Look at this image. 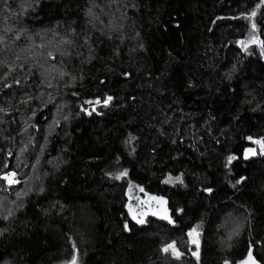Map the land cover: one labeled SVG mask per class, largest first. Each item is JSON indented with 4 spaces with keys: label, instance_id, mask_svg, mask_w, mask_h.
<instances>
[{
    "label": "trees",
    "instance_id": "obj_1",
    "mask_svg": "<svg viewBox=\"0 0 264 264\" xmlns=\"http://www.w3.org/2000/svg\"><path fill=\"white\" fill-rule=\"evenodd\" d=\"M261 41L264 0H0V264L264 263Z\"/></svg>",
    "mask_w": 264,
    "mask_h": 264
},
{
    "label": "rangeland",
    "instance_id": "obj_2",
    "mask_svg": "<svg viewBox=\"0 0 264 264\" xmlns=\"http://www.w3.org/2000/svg\"><path fill=\"white\" fill-rule=\"evenodd\" d=\"M254 40H256V36L252 33V34L249 35V39L244 40L242 44L245 45L246 43L253 42ZM239 42L241 44L242 41L239 39ZM258 141L259 140H257V142ZM259 142H261V141H259ZM257 144L260 146V150L263 151V147H262L261 143H257ZM251 150L255 151L256 149L255 148H251ZM257 150H258V147H257ZM11 173H15L14 170L10 169V170L2 173V174L5 177V176H9V174H11ZM16 178H17L16 175L14 177H12V179L14 181H16ZM31 184L33 186V181H31ZM16 197L18 198V195ZM7 199H8V196H7ZM141 199H142V202L144 203L143 205L147 204V206H148L147 210L146 211L142 210L140 215H136L135 213H131L134 218H136V219L144 218L145 216L148 215V213H154V214H156L158 216H166V214L168 212L167 204H166V198L164 196H162V195H157V194H150V195H146V197H136L135 199H131L130 202H129V205H128L129 206V211L135 210L137 206H142V205L139 204ZM189 233H192L191 236L189 235L190 242H192L193 239H196L199 242V235H198V232L195 229H190L188 231V234ZM192 244H193V242H192ZM169 245H174V244L172 242H169L167 244V247H169ZM174 248H175V252L176 253L180 252L175 245H174ZM169 249H171V251L173 252L172 248H169ZM191 252H192V254L193 253H197L198 254L197 245L196 244L194 246V249H191ZM249 253H251V259L249 258ZM74 259L75 258L70 257L63 264H72L74 262ZM253 261H254V264H264V263L258 261L254 257V255L252 253V250L250 248L248 253L246 254V256L243 259H240V260L236 261L235 264H253Z\"/></svg>",
    "mask_w": 264,
    "mask_h": 264
},
{
    "label": "snow or ice",
    "instance_id": "obj_3",
    "mask_svg": "<svg viewBox=\"0 0 264 264\" xmlns=\"http://www.w3.org/2000/svg\"><path fill=\"white\" fill-rule=\"evenodd\" d=\"M251 15H252V16H255L256 13L253 12ZM252 27H253V29H255L256 25L253 24ZM241 43H243V42H241ZM260 43H261L262 48H264V41H261ZM111 99H112L111 97H108L107 100L105 101V103H107V102L110 101ZM97 103H99V101H97ZM257 143H262V146H264V142H259V141H258ZM250 151H252V150H250ZM254 154H255V153L253 152V155H254ZM232 159H234V157H229V162H231ZM14 176H15V173H11V174H9V176H5L4 179L7 180L9 184H11V183H15V181L12 179V177H14ZM165 218H167V217H165ZM141 222H142V221H141ZM189 235L191 236L192 233H189ZM192 242H193V244H196L197 247H198V243H199L198 240L193 239ZM169 248H172L174 254H177V255H178V253L175 252L174 245H169V247H168V248H165L164 251L167 252V251L169 250ZM193 255H197V253H193ZM249 258L251 259V253H249ZM73 264H75V262H73ZM253 264H254V261H253Z\"/></svg>",
    "mask_w": 264,
    "mask_h": 264
}]
</instances>
